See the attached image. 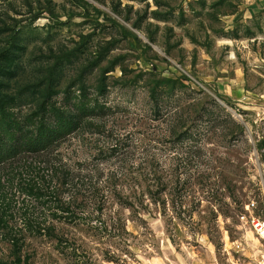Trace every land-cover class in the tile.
I'll use <instances>...</instances> for the list:
<instances>
[{"label":"rangeland","instance_id":"374dc122","mask_svg":"<svg viewBox=\"0 0 264 264\" xmlns=\"http://www.w3.org/2000/svg\"><path fill=\"white\" fill-rule=\"evenodd\" d=\"M58 117L0 167V264H264L254 0H0V137Z\"/></svg>","mask_w":264,"mask_h":264},{"label":"trees","instance_id":"16d2710c","mask_svg":"<svg viewBox=\"0 0 264 264\" xmlns=\"http://www.w3.org/2000/svg\"><path fill=\"white\" fill-rule=\"evenodd\" d=\"M56 121L55 128L43 130L36 137L30 136L20 126L13 127L15 133L11 139L0 137V167L26 154L36 155L52 150L78 129V126L68 125L60 117Z\"/></svg>","mask_w":264,"mask_h":264},{"label":"built area","instance_id":"2783aa9c","mask_svg":"<svg viewBox=\"0 0 264 264\" xmlns=\"http://www.w3.org/2000/svg\"><path fill=\"white\" fill-rule=\"evenodd\" d=\"M252 224L257 234L261 238H264V220L259 218H254Z\"/></svg>","mask_w":264,"mask_h":264},{"label":"crops","instance_id":"0c3cea01","mask_svg":"<svg viewBox=\"0 0 264 264\" xmlns=\"http://www.w3.org/2000/svg\"><path fill=\"white\" fill-rule=\"evenodd\" d=\"M255 10L264 11V0H254Z\"/></svg>","mask_w":264,"mask_h":264}]
</instances>
